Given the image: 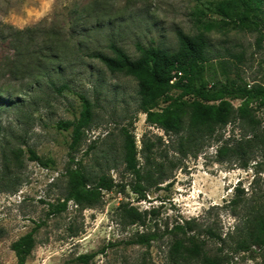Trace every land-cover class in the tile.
I'll list each match as a JSON object with an SVG mask.
<instances>
[{"label": "rangeland", "instance_id": "374dc122", "mask_svg": "<svg viewBox=\"0 0 264 264\" xmlns=\"http://www.w3.org/2000/svg\"><path fill=\"white\" fill-rule=\"evenodd\" d=\"M217 1L0 0V264H18L11 244L33 229L36 244L25 264H84L78 257L91 254L87 264H200L172 255L175 235L169 231L186 222L191 234L205 241V252L222 264H264V245L239 250L264 221V151L232 152L253 130L235 120L206 134L191 153L184 151L178 135L146 122L134 77L112 74L89 57L112 55V42L133 59L139 57L137 43L175 51L176 31L195 35ZM206 36L216 67L215 77L208 78L225 80L218 67L224 61L229 78L264 86V39L258 43L257 32ZM51 49L56 61H42L37 69L41 55ZM57 66L63 75L52 69ZM50 78L57 85L68 83L69 89L56 92ZM74 92L92 101L94 117L71 149V129H59L58 123L79 115ZM124 132L135 138L148 177L146 201L130 186L135 177L124 163ZM30 150L52 165L32 161ZM75 163L93 175L111 177L118 186L104 191L102 203L93 208L70 202L66 211L51 215L50 204L64 201V173ZM123 202L153 210L145 226L119 218ZM149 232L159 235L150 245L128 244Z\"/></svg>", "mask_w": 264, "mask_h": 264}, {"label": "trees", "instance_id": "16d2710c", "mask_svg": "<svg viewBox=\"0 0 264 264\" xmlns=\"http://www.w3.org/2000/svg\"><path fill=\"white\" fill-rule=\"evenodd\" d=\"M263 26L264 0H219L213 6L212 16L200 25V31L195 35L176 31L178 49L175 51L137 43L139 57L133 59L122 47L112 42L109 44L112 55L95 52L89 54V57L99 61L112 74L124 73L134 77L137 81L138 109L146 115V122L166 134L178 135L182 150L191 153L206 134L212 135L218 128L238 120L247 124L253 133L251 138L244 140L239 149L232 152L239 155L241 149L246 152L251 148L264 151V86H250L242 79L237 82L229 78L224 61H219L218 67L226 75L225 80L208 78L209 75L215 77L216 67L209 57V39L206 36V33L213 31H253L258 33L257 42L260 43L264 39ZM56 56L52 49L46 55L42 54L37 69H42V61H56ZM13 63L12 70L17 67V63ZM52 69L58 75H63L61 66ZM48 83L58 93L69 89L66 82L57 85L50 78ZM74 95L81 106L79 115L72 121L58 123L59 129H71V149L79 145L94 117L92 101L82 92H74ZM233 101L240 103L235 106ZM123 150L126 169L135 177L134 184L130 185L132 192L140 201H146L147 189L144 182H148V177L143 174L135 138L128 132H124ZM30 155L32 161L44 167L52 165L50 160H43L33 150H30ZM244 167H247L246 163ZM64 176V201L50 204L51 215L66 211L70 202L83 209L93 208L102 203L104 191H111L118 186L111 177L93 175L77 163L69 166ZM152 212L153 210L141 211L129 202H123L117 208V215L128 225L145 226ZM36 231L31 230L11 244L18 264H25L31 255L36 244ZM208 232L212 234L210 230ZM169 233L175 235L171 244L172 255H178L183 260L197 259L200 264H222L205 252V241L198 239L196 234H191L192 228L188 222L174 226ZM176 234L183 235L184 238L176 239ZM158 238L157 232L142 233L137 234L128 244L148 246ZM257 244L264 245L263 220L252 241L240 242L239 250L247 252L252 245ZM93 256L82 255L78 257V261L87 264Z\"/></svg>", "mask_w": 264, "mask_h": 264}, {"label": "built area", "instance_id": "2783aa9c", "mask_svg": "<svg viewBox=\"0 0 264 264\" xmlns=\"http://www.w3.org/2000/svg\"><path fill=\"white\" fill-rule=\"evenodd\" d=\"M180 74V73H179ZM174 80H175V78H174ZM173 82V81H172Z\"/></svg>", "mask_w": 264, "mask_h": 264}]
</instances>
